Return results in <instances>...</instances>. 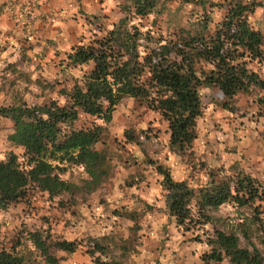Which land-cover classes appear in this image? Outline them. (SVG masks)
<instances>
[{
	"label": "trees",
	"instance_id": "obj_1",
	"mask_svg": "<svg viewBox=\"0 0 264 264\" xmlns=\"http://www.w3.org/2000/svg\"><path fill=\"white\" fill-rule=\"evenodd\" d=\"M168 1L125 0L119 6L123 15L117 21L110 27L98 24L103 34L73 44L66 51V66L86 68L71 86L58 89L63 101L51 98L28 103L17 97L0 104V115L12 120L7 137L22 147L24 159L21 164L13 150L0 158V208L24 199L34 188L50 196L72 191L76 183L64 173L74 166L86 171L91 187L99 184L111 164L105 147L106 127L95 120L88 124L77 121L84 113L110 122L116 105L125 96L160 113L167 123L169 145L181 155L193 146L196 137L203 87L216 86L224 96L220 104L228 108H232L236 92L249 93L253 88L261 91L254 100L258 115L264 118V75L253 66V62L264 59V18L256 13L257 8H264V0H180L201 4L202 11L193 31H179L166 39L133 22L134 17L161 12ZM213 6L221 10L218 18L212 16ZM152 41L156 45L151 46ZM124 135L128 141L140 142L134 128L124 129ZM99 143L104 145L100 148ZM145 160L161 174L163 210L179 227L198 228L211 222V210L232 202L248 207L251 223L264 232V181L243 170L238 162L210 170L206 182L194 186L187 179H175L165 164L151 157ZM113 212L122 214L119 209ZM128 214L132 219L137 216ZM133 227L135 234L136 223ZM249 228L241 220L236 230L213 226L201 257L213 264L224 260L228 264H264L260 248L253 243L251 247L240 244L238 232L249 240ZM132 234L120 237L116 244L123 255L133 249ZM87 236L83 243L34 229L28 231L27 238L49 264L58 260L52 247L72 253L83 244L93 264H126L122 257L108 255L111 242L102 240L108 238L107 234ZM0 264L27 262L22 254L0 247Z\"/></svg>",
	"mask_w": 264,
	"mask_h": 264
},
{
	"label": "rangeland",
	"instance_id": "obj_2",
	"mask_svg": "<svg viewBox=\"0 0 264 264\" xmlns=\"http://www.w3.org/2000/svg\"><path fill=\"white\" fill-rule=\"evenodd\" d=\"M124 1L0 0V104L17 97L28 103L51 98L63 101L58 89L71 86L86 68L66 66V51L75 43L103 34L98 24L110 27L117 21L123 15L119 6ZM166 3L161 12L134 17L133 22L165 39L179 31H193L201 4L180 0ZM256 13L264 18V8H257ZM220 14L221 10L213 6V18ZM253 66L264 75V59L253 62ZM257 93L261 91L255 88L249 93L236 92L232 108H228L220 104L224 96L216 86L201 88L202 113L197 118L193 146L185 155L170 147L167 123L160 113L131 96L116 105L110 122L81 113L77 122L95 120L105 125L110 168L93 188L87 184L86 171L74 166L64 173L76 183L72 191L50 196L34 188L24 199L0 208V247L22 254L27 264H49L27 238L28 231L40 229L83 243L87 235L107 234L108 238L102 240L113 243L107 248L108 255L122 257L126 264H213L201 257L212 227L236 230L241 220L250 225V239L239 231L240 244L251 247L253 243L264 254V232L251 223L248 207L226 202L210 211L211 222L198 228L179 227L163 210L161 174L145 160L151 157L165 164L175 179H187L194 186L205 183L210 170L234 162L264 181V118L258 115L254 100ZM126 128L136 130L138 144L127 140ZM11 130L12 120L0 115V158L13 150L22 164V147L7 137ZM127 211L137 213L136 218L129 217ZM135 223L136 233L132 234ZM130 234L134 237L133 249L123 255L116 244L120 237ZM83 245L72 253L52 247L58 257L53 264H93ZM221 264L228 263L224 260Z\"/></svg>",
	"mask_w": 264,
	"mask_h": 264
},
{
	"label": "crops",
	"instance_id": "obj_3",
	"mask_svg": "<svg viewBox=\"0 0 264 264\" xmlns=\"http://www.w3.org/2000/svg\"><path fill=\"white\" fill-rule=\"evenodd\" d=\"M18 1H24V0H18ZM26 1V0H25Z\"/></svg>",
	"mask_w": 264,
	"mask_h": 264
}]
</instances>
